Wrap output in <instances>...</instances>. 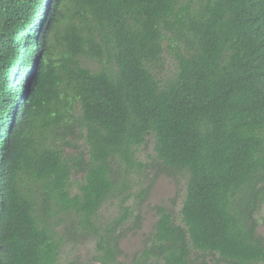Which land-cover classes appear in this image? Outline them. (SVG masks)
I'll return each instance as SVG.
<instances>
[{"label":"trees","instance_id":"obj_1","mask_svg":"<svg viewBox=\"0 0 264 264\" xmlns=\"http://www.w3.org/2000/svg\"><path fill=\"white\" fill-rule=\"evenodd\" d=\"M149 139L186 197L142 264H264V0H0V264H121Z\"/></svg>","mask_w":264,"mask_h":264},{"label":"rangeland","instance_id":"obj_2","mask_svg":"<svg viewBox=\"0 0 264 264\" xmlns=\"http://www.w3.org/2000/svg\"><path fill=\"white\" fill-rule=\"evenodd\" d=\"M172 52L166 50L163 62V69L174 68ZM69 149V148H68ZM70 150V149H69ZM138 160L145 167L140 175L133 174V181L141 184L139 189L151 186V190L145 201L132 198L128 205L134 207L135 214L143 217L142 226L137 230H129L125 233L122 241L124 255L120 258L121 264H142L141 252L145 246L148 235L153 231L158 220V207H165L180 223L181 210L186 197V179L176 180L166 173L160 172L158 160L154 151V142L149 139L147 146L141 147L137 153ZM81 177H74V182L80 181ZM78 185L74 186L73 192H77ZM138 189V187H136ZM117 202L107 203L101 210L102 221H108L117 214ZM260 225L258 232L264 237V206L258 216ZM133 218L129 222V227H133ZM96 242L93 239L88 241L65 239L59 264H101L98 260ZM162 264V262L150 261L147 264Z\"/></svg>","mask_w":264,"mask_h":264}]
</instances>
